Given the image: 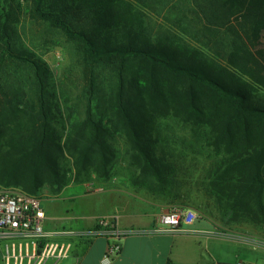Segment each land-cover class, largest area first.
<instances>
[{"label":"trees","instance_id":"obj_1","mask_svg":"<svg viewBox=\"0 0 264 264\" xmlns=\"http://www.w3.org/2000/svg\"><path fill=\"white\" fill-rule=\"evenodd\" d=\"M24 2L0 0V185L39 197L107 181L120 155L131 185L170 195L177 155L190 152L208 161L205 192L223 222L264 225V0ZM18 13L78 59L81 116Z\"/></svg>","mask_w":264,"mask_h":264},{"label":"crops","instance_id":"obj_2","mask_svg":"<svg viewBox=\"0 0 264 264\" xmlns=\"http://www.w3.org/2000/svg\"><path fill=\"white\" fill-rule=\"evenodd\" d=\"M125 173L127 174L126 171ZM106 186L103 190H96V192H105L110 205H117V208L113 207L107 213L83 216V220L78 221L76 228L62 230L51 226L49 211L44 209L43 229L47 232L82 231L93 228L99 217L115 216L122 229L147 230L151 228L154 218L159 213L175 204L174 206L192 210L196 213L197 219L204 218L209 223L197 225L196 220L189 226L194 234L125 237L121 241L120 254L111 264H165L167 260L175 264H200L203 260L219 264L226 242L231 244L230 246H241L243 242H250L259 246L257 248H260L262 256L264 255V229L236 226V223L228 226L223 222L216 208H212L211 212H208L207 208L200 209L195 205L192 196L187 195L182 201L171 202L169 195L153 194L145 189L134 187L128 182L127 176L120 179L113 178ZM92 193H85L82 196ZM258 227H264V225ZM221 234H228L231 237H223ZM53 239L72 243L70 256L57 264H100L107 245V241L102 237L91 240L62 235L55 236ZM21 242L23 241H0V264H4L2 256L5 245ZM47 264L54 263L49 261Z\"/></svg>","mask_w":264,"mask_h":264},{"label":"rangeland","instance_id":"obj_3","mask_svg":"<svg viewBox=\"0 0 264 264\" xmlns=\"http://www.w3.org/2000/svg\"><path fill=\"white\" fill-rule=\"evenodd\" d=\"M19 2L24 7V0H19ZM18 19V30L21 37L50 68L59 97L63 100V96L69 94L72 98V104L81 116L85 107V101L81 93L87 85H85L82 66L78 62V59L72 55V51L64 39L57 36L56 33H51L43 24L30 21L23 13H18ZM159 21L163 26L169 24L163 19ZM262 38L260 37L258 39L255 48L256 51L260 52V56L258 55V57L261 61H263L261 51ZM23 72L22 80H26V72ZM19 74L21 75V73ZM105 78L106 73L100 75V94H103L107 90ZM177 133L182 135L183 131H178ZM184 135V137H188V135ZM118 147L119 149H123V143L120 142ZM188 153L187 156L184 153L181 156L177 155L179 166H177L178 171H176L174 178L175 183H172V186H170L171 193L169 198L171 202L174 200L182 201L189 195L192 196L191 198H194L195 205L200 209L207 208L209 209L208 212H211L212 208H215L214 201L207 196L205 183L203 182L208 169V161L202 157L195 158L190 152ZM125 165V161L119 155L118 160L114 164L112 176L107 181L91 179L86 182H71L65 187L66 189L64 188L65 190L58 193L52 192L47 188L43 189L39 197L43 209L49 211L51 226L58 230L76 228L78 221L83 220V216L107 213L113 207L117 208V205H110L105 192H96V190L106 188L107 183L112 181L113 178L120 179L125 177ZM90 192L94 193L88 196H82ZM198 223L199 225H205L209 222L204 218H200L195 222L197 225ZM236 224V226L242 225L251 229H264V227H258L248 223L240 222ZM227 225L235 224L229 223ZM227 243L225 244L219 264H264V255L262 256L261 249L257 248L259 246L250 242H243L241 246H230L231 244ZM200 264H212V262L203 260Z\"/></svg>","mask_w":264,"mask_h":264},{"label":"built area","instance_id":"obj_4","mask_svg":"<svg viewBox=\"0 0 264 264\" xmlns=\"http://www.w3.org/2000/svg\"><path fill=\"white\" fill-rule=\"evenodd\" d=\"M264 61V36L261 40ZM45 212L40 197L28 195L15 187L0 185V241H23L5 245L4 264H54L68 258L72 249L70 241L54 240L55 236H72L85 239L102 237L107 241L100 264H111L120 254L121 241L128 236L138 235H181L194 234L189 229L197 215L190 209L173 206L159 213L151 228L122 229L115 216L99 217L95 226L82 231L47 232L43 229ZM223 237H231L221 234Z\"/></svg>","mask_w":264,"mask_h":264}]
</instances>
